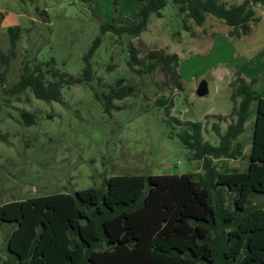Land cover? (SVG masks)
Here are the masks:
<instances>
[{"label":"rangeland","instance_id":"1","mask_svg":"<svg viewBox=\"0 0 264 264\" xmlns=\"http://www.w3.org/2000/svg\"><path fill=\"white\" fill-rule=\"evenodd\" d=\"M226 1L231 5L243 0ZM138 4V0H0V133L7 134L0 138V204L105 188L106 179L118 174L203 173V161L193 159L179 137L187 128L184 123L201 121L204 139L217 145L214 123L225 132L236 119L231 112V81L239 74L249 82L256 79L253 88L264 96L263 4L254 5L260 22L252 23L251 32L242 37L231 35L226 22L212 14L202 26L188 19L192 30H185L184 15L172 0L161 16L150 15L147 29L132 41L142 58L154 50L160 55L178 54L181 89L161 68L153 74L141 67L132 69L127 37L111 31L102 34L103 21L136 22ZM10 26L21 29L13 48ZM99 35L102 43L91 58L92 83L65 86L60 101L36 98L30 88L11 91L27 64L32 69L42 64L48 79L55 78L56 70L82 76L84 56ZM118 78L135 90L117 101L120 109L109 113L92 85L101 80L98 86L106 88ZM203 79L210 91L201 97L196 89ZM160 99L174 101L169 115ZM256 109L253 101L239 137L247 154L239 160L214 159L219 171L247 169ZM23 110L32 112L36 122L25 124ZM221 191L226 206L233 209L235 193L226 187ZM250 199L253 205L262 199L259 206L264 207V194L253 193ZM15 227V222L0 224V264L13 259L7 238Z\"/></svg>","mask_w":264,"mask_h":264},{"label":"trees","instance_id":"2","mask_svg":"<svg viewBox=\"0 0 264 264\" xmlns=\"http://www.w3.org/2000/svg\"><path fill=\"white\" fill-rule=\"evenodd\" d=\"M138 1L136 22L103 21L102 34L111 31L127 37L132 69L141 67L153 74L161 68L181 89L177 54L160 55L154 50L142 58L132 41L147 29L152 13L162 15L168 0ZM172 2L184 15L185 30H192L188 19L202 26L212 14L223 19L231 27L230 34L237 37L250 33L252 23L260 22L254 5H264V0L231 5L226 0ZM20 30L19 26L8 28L12 48ZM101 43L99 35L85 54L82 76L56 70L55 78L48 79L42 64L33 69L27 64L11 91L30 88L36 98L62 100L65 86L95 80L91 58ZM4 60L8 62L9 57ZM255 81L249 82L240 74L231 81L232 115L236 119L225 132L214 123L219 144L204 139L201 121H186L187 128L178 133L192 158L203 161V173L118 174L106 179L105 188L88 187L74 194L57 192L0 204V224L16 223L7 238V248L13 254L9 264H264V207L253 205L250 199L253 193L264 194V97L253 88ZM98 84L92 89L109 113L120 109L117 101L135 90L124 78L106 88ZM253 101L257 111L247 169L219 171L214 159L244 156L239 137L245 131ZM159 104L166 106L169 115L174 101L160 99ZM21 116L27 125L36 122L28 110ZM0 138L6 139L7 134L0 133ZM222 187L235 193L233 209L226 206Z\"/></svg>","mask_w":264,"mask_h":264},{"label":"water","instance_id":"3","mask_svg":"<svg viewBox=\"0 0 264 264\" xmlns=\"http://www.w3.org/2000/svg\"><path fill=\"white\" fill-rule=\"evenodd\" d=\"M209 91L210 89H209L208 81L205 79L201 80L196 89V94L202 97V96H206L209 93Z\"/></svg>","mask_w":264,"mask_h":264},{"label":"crops","instance_id":"4","mask_svg":"<svg viewBox=\"0 0 264 264\" xmlns=\"http://www.w3.org/2000/svg\"><path fill=\"white\" fill-rule=\"evenodd\" d=\"M229 26V25H228ZM230 27V26H229ZM252 29V28H251ZM230 30H231V27H230ZM230 32V31H229ZM243 36V35H242ZM241 36V37H242ZM176 54V53H175ZM178 55V54H177ZM261 96L262 97H264L262 94H261ZM231 112H232V110H231ZM221 116H225V115H221ZM245 127H246V124H245ZM224 132V131H223ZM241 136V135H240ZM247 153H246V150H245V148H244V156L246 155ZM228 160V159H232V160H239V159H241V157L240 158H237V159H233V158H221L220 160ZM216 160V159H215ZM219 160V159H218ZM255 204H257V205H263V200L261 199V200H259V202L258 203H255Z\"/></svg>","mask_w":264,"mask_h":264}]
</instances>
